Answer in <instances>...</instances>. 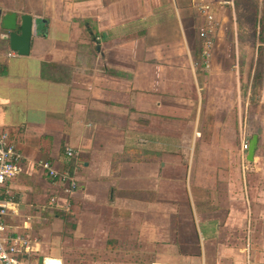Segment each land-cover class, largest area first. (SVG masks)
Masks as SVG:
<instances>
[{
	"label": "crops",
	"instance_id": "obj_1",
	"mask_svg": "<svg viewBox=\"0 0 264 264\" xmlns=\"http://www.w3.org/2000/svg\"><path fill=\"white\" fill-rule=\"evenodd\" d=\"M210 1L207 64L194 0H0L37 22L21 55L0 20V127L25 157L0 236L30 237L25 264H264V65Z\"/></svg>",
	"mask_w": 264,
	"mask_h": 264
},
{
	"label": "built area",
	"instance_id": "obj_2",
	"mask_svg": "<svg viewBox=\"0 0 264 264\" xmlns=\"http://www.w3.org/2000/svg\"><path fill=\"white\" fill-rule=\"evenodd\" d=\"M194 4L201 16L205 19L204 26L199 30L204 48L202 58L208 64L210 49L213 46V32L218 23L217 11L215 5L210 0H194ZM249 142H242V150L247 151ZM66 154L73 156L74 150L67 148ZM24 155L18 151L9 139L7 131L0 127V187L8 180L16 177L24 168ZM245 159V154H243ZM41 166L48 169L50 176L59 177L62 181L69 182L66 192H71L76 182L70 180L65 172H59L48 161H41ZM57 197L54 195L50 199V204L56 202ZM7 202L3 195H0V216L7 212ZM0 230H4V225L0 223ZM30 237L27 234L20 233L16 236L3 238L0 236V264H25L24 255L30 249Z\"/></svg>",
	"mask_w": 264,
	"mask_h": 264
},
{
	"label": "rangeland",
	"instance_id": "obj_3",
	"mask_svg": "<svg viewBox=\"0 0 264 264\" xmlns=\"http://www.w3.org/2000/svg\"><path fill=\"white\" fill-rule=\"evenodd\" d=\"M228 1L230 2L221 5V13H227L222 15L225 27H221V32H224L225 28L228 29V32H233L235 29L239 31L241 25L242 33L245 34L246 37L245 39H249V43H246V50L253 49L255 52L258 51L259 59L256 60V65L263 66L264 43L262 44L261 42V36L264 38V0ZM233 19L237 22L235 29L233 28ZM262 81L264 82V76Z\"/></svg>",
	"mask_w": 264,
	"mask_h": 264
},
{
	"label": "water",
	"instance_id": "obj_4",
	"mask_svg": "<svg viewBox=\"0 0 264 264\" xmlns=\"http://www.w3.org/2000/svg\"><path fill=\"white\" fill-rule=\"evenodd\" d=\"M1 26L7 30L5 38L9 40L10 48L18 51L21 55H27L30 52V46L33 34L37 30V22L35 20V27H33L34 18L30 14L6 12L1 15ZM258 143V136L253 135L248 147V160H253V155Z\"/></svg>",
	"mask_w": 264,
	"mask_h": 264
},
{
	"label": "bare ground",
	"instance_id": "obj_5",
	"mask_svg": "<svg viewBox=\"0 0 264 264\" xmlns=\"http://www.w3.org/2000/svg\"><path fill=\"white\" fill-rule=\"evenodd\" d=\"M50 264H58L57 262H55V261H52Z\"/></svg>",
	"mask_w": 264,
	"mask_h": 264
}]
</instances>
